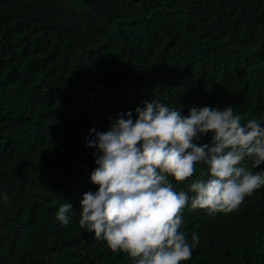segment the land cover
Here are the masks:
<instances>
[{"label":"trees","instance_id":"1","mask_svg":"<svg viewBox=\"0 0 264 264\" xmlns=\"http://www.w3.org/2000/svg\"><path fill=\"white\" fill-rule=\"evenodd\" d=\"M153 100L183 115L231 105L264 126V0H0V264H133L79 226L98 191L85 145ZM183 221L199 236L183 264H264V187L238 211L189 206Z\"/></svg>","mask_w":264,"mask_h":264},{"label":"clouds","instance_id":"2","mask_svg":"<svg viewBox=\"0 0 264 264\" xmlns=\"http://www.w3.org/2000/svg\"><path fill=\"white\" fill-rule=\"evenodd\" d=\"M143 104L135 119L131 111L119 113L108 131L90 130L95 136L85 146L97 150L90 180L98 191L83 195L79 226L133 264H183L199 244L197 233L190 243L181 231L186 207L232 213L264 187V171L244 166L246 158L253 168L264 163V126L256 119L242 124L231 105L183 115L157 100ZM209 133L211 142L198 144ZM197 164L207 170L193 180ZM172 180L190 181L187 191ZM70 210L63 203L56 212L62 225Z\"/></svg>","mask_w":264,"mask_h":264}]
</instances>
